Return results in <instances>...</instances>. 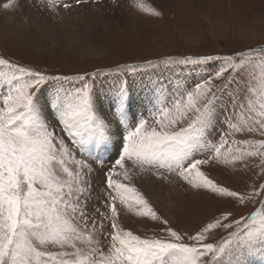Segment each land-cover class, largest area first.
<instances>
[{
  "label": "rangeland",
  "instance_id": "obj_1",
  "mask_svg": "<svg viewBox=\"0 0 264 264\" xmlns=\"http://www.w3.org/2000/svg\"><path fill=\"white\" fill-rule=\"evenodd\" d=\"M45 2H47V8L44 7ZM111 2L114 3L116 0H109V2L98 0L97 5L86 0V3L74 4L67 9L70 10L76 6L77 11H80L82 8L90 7L99 9L100 12V7H103L106 12H109L115 7ZM161 2H164L163 5L150 2L139 3L133 0L122 3L120 6L131 16L133 25L130 27L129 23L121 18L120 24L111 23L105 31L104 28L108 25L106 19L99 18L91 22L92 14L87 16L86 21L78 17L76 22H71V32L77 38L73 39L70 34L69 43L58 41L42 49L37 45L25 46L21 43L14 36L12 29L6 25L3 9L6 7H0V60L5 61V64H0V109L6 111L4 98L13 83L9 77L17 68L24 69L25 73L39 72L49 77L69 78L60 81L50 80L36 93L35 117L53 121L57 113L46 106H44L45 116L41 113L36 115L40 108L38 106L40 98L43 94L47 97L54 95L62 97L63 93L71 92L79 86L81 83L79 77L99 73L95 80L96 106L100 114L104 115L100 109V95L118 89L122 79L128 80L129 91H132L134 87L138 88L136 84L141 79L151 81L154 89H157L156 85L163 86L174 82L176 89L171 95L178 96L180 92L193 91L197 84L227 66L230 58L238 57L241 53L252 52V56L245 55L243 58L244 70L238 77L239 82L226 84L220 92L219 99L210 115L211 117L217 110L215 118L216 121L218 120V125L203 138L207 140V147L201 143L199 147L202 148V153L190 154L184 161V164H187L188 160L208 157L209 163L199 166V170L213 179L218 188L237 191L245 196L244 202H237L235 198L214 192L211 188L194 187L193 184L198 179L196 170L190 174V179L193 180V184H190L177 174L174 162H167L165 166L157 169L148 162L133 164L132 161L126 160L124 169H120L115 161L119 159L123 143L117 140L120 137L116 135L125 133V128L118 123L113 124L110 142L86 144L79 149L85 168L89 163H95H92V169L87 174L84 169L75 166L79 175L73 177L81 188L84 187L81 181L87 183L84 195L88 199L81 201V206L87 213L85 217L87 226L83 234L96 235L97 231H102L104 235L99 239L103 246H109L108 233L112 231L111 221L102 220L101 215L105 211L110 215V208L105 207L110 201L105 198L109 193L112 196L115 195V192L107 187L106 173L110 169H115L113 174L115 182L133 189L128 193L127 203L121 204L119 199L115 201L118 210V230L131 231L140 239L170 241L173 238L167 229L171 228L184 235L186 243L194 244L195 242L187 240V236L195 234L206 223L214 222L217 218L222 219L225 214H230L229 220L223 222L232 223L233 227L213 229L204 241L216 243L227 237L229 233L241 236L239 240L234 237L231 249L226 255L219 257L220 264L224 263L225 258L233 254L236 249L248 244L242 235L249 228L256 234L252 243L261 240L260 234L264 231V213L257 216L255 222L251 220L254 213L264 208V160L260 156L240 158V149H248L239 144V141L245 138L256 142L264 140V137L259 136L258 133L233 132L228 127L232 124L238 128L252 120H264V115L260 114L262 111L260 104L264 103V0H206L207 7L204 11L200 0H161ZM27 3L34 5V10L39 7V10L48 12L53 6L58 10H64V0H44V5L40 3V0H35L37 5L34 4V0H27ZM119 13L122 12L119 11ZM41 20L47 29L50 20ZM23 26L22 24L21 27ZM29 29L31 30V26ZM95 32H101L105 40L97 47ZM103 46L105 49L102 48ZM203 57H211V59L187 65L164 64V61L169 58L177 61L192 58L199 61ZM148 61L154 64L159 63L160 66L145 68L135 75L122 76V70L126 65H145ZM236 62L239 63L238 60ZM9 64L15 67L10 68ZM229 71L231 72V67ZM225 76H229V72H225ZM31 79V76L25 74L17 76L19 83L28 82ZM213 84L216 86L224 84L223 77L214 80ZM47 102L49 105L51 102L49 98ZM234 104H243L246 107L237 109L230 116V110ZM172 115H175L174 110ZM146 118L148 121L146 128L149 130L152 127L161 130L157 120L167 123L162 113L155 116L148 115ZM233 141L237 143L234 144ZM125 172L129 175L127 178H125ZM137 175L147 179H152L150 177L152 175L158 183L148 184L144 194L140 187L141 183L137 182L140 179ZM61 176L66 177V174L61 172ZM134 177H137V180ZM224 207L233 209V212L220 213ZM212 212H214L213 215ZM76 215L79 216V208ZM241 217L245 218L243 228L235 224V220ZM164 220L168 221L167 225L164 224ZM72 222L76 224V221ZM94 223L97 225L96 229L91 227ZM80 224L83 226L82 222ZM38 250L56 254L52 257L47 255L42 257V264H59L60 261L70 258L59 255L60 253L73 251L69 246L62 249L52 244L39 246ZM176 258L177 253H166L164 264H173ZM202 259L206 260L208 257L204 256ZM239 264H242L241 259Z\"/></svg>",
  "mask_w": 264,
  "mask_h": 264
},
{
  "label": "snow or ice",
  "instance_id": "obj_2",
  "mask_svg": "<svg viewBox=\"0 0 264 264\" xmlns=\"http://www.w3.org/2000/svg\"><path fill=\"white\" fill-rule=\"evenodd\" d=\"M87 2L96 4L98 0ZM40 3L43 4L44 0H40ZM83 3L86 0H64L63 8ZM5 7L9 5L5 4ZM44 7L47 8L48 5L45 4ZM51 11L55 14L58 9L53 6ZM245 55L252 56L253 53H241L238 57L230 58L227 66L197 84L193 91L166 96L162 89H153L151 99L155 100V104L151 109L156 110L153 115L162 113L167 121H156L161 130L146 128L148 121L144 114L136 118L134 123L129 122L127 114L131 108L130 85L126 78L122 79L112 98L116 112L108 118L102 116L96 106L95 80L99 73L79 77V86L62 94L53 121L39 119L34 115L36 93L50 80L69 78L49 77L39 72L25 73L24 69L17 68L9 77L13 83L4 98L6 111L0 109V264H33V261L35 264H42V257L56 255L38 250L39 246L46 244L58 245L62 249L69 246L73 249L71 253L59 254L70 257L59 264H164V254L169 252L177 253L173 264H219V257L228 253L234 237L239 240L241 236L229 233L216 243L204 241L213 229L233 227L232 223L223 222L229 220L230 214L206 223L195 234L187 236V240L195 242L194 244L186 243L185 236L171 228L167 229L173 238L170 241L140 239L131 231L118 230L115 201L119 199L121 204L127 203L128 193L133 189L115 182V169H110L106 173L107 187L115 195L109 193L105 198L110 201L105 205L110 208V215L107 211L101 215L102 220L111 221L112 231L108 233L109 246H103L99 239L104 235L102 231H97L96 235L83 234L87 226V213L81 206V201L88 199L84 195L87 183L81 181L84 184L81 188L73 177L79 175L75 166L84 169L87 174L92 169V163H95L91 162L85 168L79 149L86 144L110 142L113 124L118 123L125 128L122 152L115 161L120 169H124L126 160L133 164L148 162L157 169L167 162H174L177 174L190 184H193L190 174L196 170L198 179L193 184L194 187L211 188L214 192L235 198L237 202H244L245 196L237 191L218 188L213 179L199 170V166L209 163L208 157L194 158L188 160L187 164L184 161L190 154L202 153V148L199 147L201 143L207 147L206 139L194 142L193 137L212 114L224 86L239 82L238 77L244 70L242 65ZM209 59L211 57H203L199 61L192 58L179 61L169 58L164 64L187 65ZM0 64H5V61L0 60ZM159 66V63L151 61L145 65H126L121 74L135 75L145 68ZM8 67L15 66L9 64ZM225 72H229L231 79L225 76ZM18 74L31 76L32 79L19 83ZM221 77L224 84L214 85L213 81ZM245 107L243 104H234L230 116L237 109ZM260 109V114L264 115V103L260 104ZM173 110L175 115H172ZM228 127L233 132L258 133L264 137V120H252L238 128L232 124ZM239 144L248 149H240V158L260 156L264 160V151H261L264 150V140L254 142L245 138ZM216 152H219L218 148ZM61 172L66 177L61 176ZM124 175L127 178L128 173L125 172ZM78 208L79 216L76 215ZM261 213H264V208L254 213L251 220L255 222ZM244 220L241 217L235 220V224L243 228ZM72 221H76V224ZM164 224L167 225L168 221L164 220ZM91 227L96 229L97 225L94 223ZM242 236L248 243L256 238L251 228ZM260 239L264 244V231L261 232ZM204 256L208 259H202Z\"/></svg>",
  "mask_w": 264,
  "mask_h": 264
},
{
  "label": "bare ground",
  "instance_id": "obj_3",
  "mask_svg": "<svg viewBox=\"0 0 264 264\" xmlns=\"http://www.w3.org/2000/svg\"><path fill=\"white\" fill-rule=\"evenodd\" d=\"M107 1L109 2V0ZM125 1L127 0H119V1L116 0L117 4L116 2L114 3L111 2L115 5V7L110 9L109 12H106L105 11L106 9H104L103 7H100L102 6L100 5L99 6L100 12H99V9H92L90 7L88 9L82 8L80 11H77V9L75 8L76 6H75L74 8L72 7L73 9H70V10L68 9L60 10L59 9L54 14L52 13L51 10L48 12L41 11L39 10V7L38 9L34 10V7H33L34 5L32 6L31 3H27V0H0V7L5 6V4L9 5V7H7L6 9L3 7L5 11L4 19L6 21V25H8L12 29L14 36H16L21 41V43L25 44V46H27L28 44L37 45L40 49H42V48L50 47L58 41H61V42L66 41V43H69L70 34L73 39L77 38V36L74 35L73 32H71V29H72L71 22L73 21L76 22L78 17H80L83 21H86L87 16L92 14L91 22L99 18L106 19L108 21V25L106 28H104L105 31H107L111 23L117 22L120 24L119 19L121 18L124 19L125 22L129 23V27H130L131 25H133L131 16L122 6H120ZM133 1H136L139 3L150 2L153 4L156 3L158 5H163L164 3V2H161V0H133ZM17 3H19V7H17ZM45 4H47V2H45ZM200 4H201V8L204 11L205 10L204 8L207 7L206 0H200ZM117 8L119 9L116 10ZM45 10H49V9H45ZM119 11H121L122 13H119ZM41 19L50 20V22L47 24L48 25L47 29H45L44 24ZM22 24L24 25L23 27H21ZM29 26H31V30L29 29ZM95 36H97L96 37V47H97L99 46L101 42L105 40L101 32H97V33L95 32ZM102 48L105 49L104 46ZM164 81L166 83V80ZM150 82L149 80L141 79L136 84V86L138 85L137 86L138 88L134 87L132 91H129L130 100H131V108H130L131 111L129 114H127V116H128L130 123H134L135 119L138 118L141 114H144V116L146 117L148 115H153V113L156 112L155 109H151L153 105L155 104V100L151 99L153 95L154 87L151 86L152 84ZM168 85L170 87H168ZM156 86H157L156 90L162 89L166 96H170L171 93L176 89V84L174 82L164 84L163 86H158V85ZM116 90L117 89L112 90V91L110 90L111 93H108V94L104 93L103 95H100V98L98 97L100 99V104H101L100 109L104 113V115L102 114V116H105L106 118H108L109 116H111L112 114L116 112V107L112 102V98L114 97ZM47 98H49L51 101L49 105L47 102ZM61 99H62L61 96L54 95L53 97H47L45 94H43V96L39 100L40 104L38 106H40V108H38L39 111L36 112V115L40 113L44 115V111H45L44 106H46V108H51L53 112L55 111L57 113V106L61 102ZM215 114H217V110L214 111L213 115L209 117L207 122L206 121L204 122L202 127L199 129L198 133L195 135V137H193L194 142L201 141L208 134L209 131H211L215 126L218 125V122H217L218 120L216 121ZM46 118H48V116ZM124 135L125 133H121V134L118 133L116 136H119L120 138L117 140L122 141ZM150 177L152 179H147V178L138 176V179L139 178L140 179L137 182L141 183L140 187L144 191V194L146 193L145 189H147L146 187L148 184L158 183V181L152 175H150ZM130 178L131 179L133 178V173L130 175ZM134 178L135 180H137V177H134ZM222 212L232 213L233 209L224 207L222 208L220 213ZM213 213L214 212H212V215ZM240 259L242 260V264H264V244L261 243V240L254 242V243H248L245 246H242L236 249L233 254L225 258L224 263H220V264H239Z\"/></svg>",
  "mask_w": 264,
  "mask_h": 264
}]
</instances>
